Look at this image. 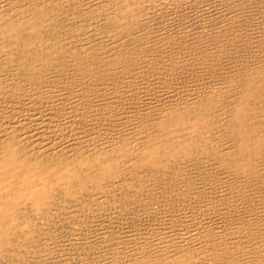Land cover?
<instances>
[{
	"label": "bare ground",
	"instance_id": "1",
	"mask_svg": "<svg viewBox=\"0 0 264 264\" xmlns=\"http://www.w3.org/2000/svg\"><path fill=\"white\" fill-rule=\"evenodd\" d=\"M221 1L225 17L209 18L214 29L198 34L173 18L144 17L143 0H115L107 15L89 19L40 7L0 15V128L8 127L0 129V262L56 233L60 214L93 217L96 200L144 193L142 176L173 178L191 207L200 198L193 197L192 172L205 164L232 180L229 194L216 200L205 175L208 224L182 207L180 226L169 232L163 219L155 230L163 236L154 242L158 255L129 253L127 263L264 264V49L250 36L244 0ZM26 114L44 118L52 136L40 128L37 140L20 134L24 123L11 122ZM85 123L94 137L119 129L103 147L85 146L89 137L70 145Z\"/></svg>",
	"mask_w": 264,
	"mask_h": 264
},
{
	"label": "rangeland",
	"instance_id": "2",
	"mask_svg": "<svg viewBox=\"0 0 264 264\" xmlns=\"http://www.w3.org/2000/svg\"><path fill=\"white\" fill-rule=\"evenodd\" d=\"M114 1L115 0H0V15L3 14L4 11H7V10L29 11V10H32L36 7H40V9H52V10L56 11L57 13L62 12L63 16L64 15L70 16V14H73L71 16H74V15L75 16L76 15L77 16H84V17L89 19V17L92 14H94V15H98V14L99 15H104V14L107 15V13H109L112 10V6L115 3ZM239 7H240L241 12L244 11V12H242V15L245 14V17L247 18V22L250 25V29L251 30L253 29L250 33L254 34L255 36L251 35V34H250V36L253 39L255 38L254 39V41L256 42L255 46H257V48L260 46V48H258V49H264V46H263L264 45V42H263L264 39L262 40V38H264V36H263L264 35V31H263V28H264V26H263L264 25V23H263L264 22V0H244L243 2L240 3ZM140 8H141V15H143L144 17H166V18L171 19V20L173 18L172 21H174L177 25L180 24V25H178L179 27L185 28L184 30H186V32H188L187 29L188 30L191 29L190 32L195 31L194 34L203 33L204 31L214 29L213 23L211 20H209V18H219L220 15L222 16L225 13V12H222L224 9V5H223L221 0H143ZM247 12L249 15L247 14ZM225 14H224V17H225ZM203 19H204V21H203ZM206 19H207V21L209 20L208 23H207ZM177 21H179L180 23ZM202 23L205 24V27ZM257 23H259L260 25L263 24L261 29H258V28H260V25H258ZM255 27H257V28H255ZM166 30H167V28L164 31H166ZM255 30L258 32V34L261 33L262 35L261 34L260 35L262 37H260V35H257V32ZM258 37H260L261 39ZM256 38L260 39L262 42L260 40H258V41H260V44H258L259 42H257ZM0 114H1V112H0ZM0 119H2L1 116H0ZM15 119H16V121L12 120L11 124H15L16 127L19 126L20 121H22V123H24V124H22V126H24V125L25 126L23 127V130H21L22 133H20V134H23L24 137H27L26 136L27 134L29 135V137H31V135H33V137H35V140H37L36 135L41 130L42 131L40 133L45 132V133H48L49 135L52 136V131L49 127V124H46L44 118H42V122H44V124H42V122L39 123L38 117L35 118L36 119L35 120V119H32V117H30L27 114L26 115H17V116H15ZM32 120H33V122L34 121L36 123L38 122L37 124H39V125L35 126L36 123L35 122L32 123ZM1 122L2 121L0 120V125H1ZM26 125H28V126H26ZM30 125H31V127H29ZM41 125L43 127H41ZM37 126H38V128H37ZM2 127L3 126H1V128H0L1 130L3 129L2 132L4 130H6L5 128L8 129L7 126L5 128H2ZM47 127H49V128H47ZM27 128H29V130ZM39 128L41 130H38ZM84 128H86V130ZM111 128H112V130L109 129L110 134H112V132L113 133L116 132L119 129V125L115 126V127H111ZM114 128H118V129L114 130ZM31 129L33 131H35L36 134H35V132L31 133L32 132ZM35 129H37V130H35ZM48 130H50V131H48ZM101 130L98 132V135H95V137H94V135H92V133L95 132L96 129H93L90 125L88 126V124L85 123L83 125V131H81V132H83V133H81L82 135L77 134L76 136L77 137L80 136L79 138H77L76 136H75L76 138L75 137H69L70 138V139L68 138L69 144L74 143V145H78V144L82 143V141L85 139V137L87 139L89 137L88 140L85 139L83 141V142H85V146L87 144H90L91 147L92 146L94 147V145L97 144L98 146L103 147L105 144H109L110 143L109 141H112V140L109 137L110 136L109 132H108V136L106 135L107 138L106 137L102 138L101 136H99ZM103 130L104 131H102V134H101L102 136H103V132H105V129H103ZM0 136H1V134H0ZM33 137L30 139H33ZM82 137H84V138H82ZM71 138L72 139L74 138V140L72 141ZM66 139H67V137H66ZM60 142L64 143L65 145L68 144V143H65L64 141H60ZM99 144H103V145H99ZM199 167L200 168H197L198 171L192 172V173H195L196 176L191 179L190 184L194 183L193 186H196V184H197L196 188L198 190V194L193 195V197H197V198L200 197V198L198 199V201L191 202L193 205L192 206L190 204L191 207H187V205H186L187 203L185 201H183V198H181V196H179V193L181 191L180 190L175 191V190H177V189H175L176 188L175 187L176 180H172L173 178H167V177L161 176V175H157V176H149L148 175L149 177L142 176L138 179L139 185L137 187H139L143 191H145L144 193L141 194V192L137 191V195H136L135 190L134 191L133 190L128 191V193L125 195L126 197H121L117 203H114L113 201L107 200V199L96 200V201H94V203H96V204H93V208H92V212H93V215L95 217L94 216L91 217L92 215L88 216V213H83L82 215L78 216L76 214V211L75 212L69 211L67 213L60 214V216H59L60 217V221H59L60 226H59V228L56 227V233L53 231V233L50 234L51 236L48 234L46 236H43V239H41V241L37 245L28 249L29 255L27 252L28 250L26 249L27 250L26 251L25 249H23L22 251H20L17 254L6 256L5 257L6 260L3 259L2 260L3 262L2 261L1 262H2V264L3 263L7 264L9 261H10V264H24V263L25 264H92V263L93 264H95V263L96 264H98V263L99 264H106V263L107 264H118V262H119V264H123V263L128 264L127 262L129 260V257L133 254L137 255L139 253V255H140V253L141 254L145 253V254H147L146 256H154L155 257L156 253H157L156 255H158V249H157L158 244H154V242L159 237H163V236H161L162 234H159L160 236L157 235V233H156L157 231H155V230L159 229V227L161 226V223L163 222V219L167 220L164 222H167L169 225H171V227L170 226L168 227L169 232L172 231V229L175 230L177 228L176 226H180L181 221H179L180 218L178 216L181 215V208L182 207L183 208L187 207L188 209L193 210V211H189V214H188L190 216V212H193V218H194L193 220H197L196 217H194L195 215H197V218H199L203 214L202 216H204V217L202 220V225L208 224L211 216L209 215V211H207V210L209 208L208 204L210 203L211 198H204V197H202V194H201L204 191L205 182H208L206 180L207 177L210 176L207 179L208 180L210 179V181H212V182L209 181L207 183V185L210 188H212V189H209V191L214 190V193L217 192L216 200H221L224 198L223 195L229 194L227 192V190L229 191L230 185H232L231 179H229V181H228V179L225 180L224 178H222L225 176L222 175V177H221V176H219V174L215 175L214 174L215 172H212V171H208L209 172L208 173L207 171L204 170L207 167L205 164H204V166L201 165ZM199 172L201 175L199 174ZM210 173H212V174H210ZM205 175H206V178H205ZM198 176L200 177V179L201 178H203V179H201V180L198 179L199 178ZM203 180H205V181H203ZM197 181L199 184L197 183ZM216 181H217V183H216ZM148 182L149 183L151 182V184H149ZM152 182H153V184H152ZM158 182H159V185H158ZM161 185H162L163 189L161 188ZM151 186H153V187L150 188ZM172 190L174 191V193H172L173 192ZM169 191H170V193H169ZM165 192H167V193H165ZM153 197H155V199ZM230 197H231V194H230ZM180 200H182V201H180ZM99 201H100V203H99ZM230 201H231V198H230ZM176 202H177V205H176ZM114 204H116V205H114ZM174 204H175V206H174ZM96 205H98V207ZM107 205H108L109 209H108ZM188 205H189V203H188ZM245 205H248V204H245ZM199 206H204L203 211L199 210V208H198ZM170 207L173 209V212H172ZM234 207L237 208V205ZM176 208L179 209L178 213H174L175 211H177ZM123 210H125L126 212ZM131 210L133 212H135V211H139V212H135L133 214V212ZM162 210H163V212H162ZM195 210H197V211H195ZM115 212H117V213H115ZM186 212H188V211L184 210L183 215ZM109 213H111V214H109ZM102 214H103V216H102ZM118 214H120L123 217H120V215H118ZM130 214H131V216H130ZM96 215L99 216L100 218L99 217L96 218ZM110 215H112V216H110ZM106 216H108V217H106ZM170 216H171V218H170ZM110 217H111V219H109ZM153 217H154V221H153ZM94 218H96V219H94ZM155 218H158V219H155ZM155 220H156V222H155ZM151 221H153V222H151ZM159 221H160V223H159ZM168 221H170V222L173 221V222L170 223ZM174 221H176V222H174ZM150 222L154 225V227H152L153 225ZM136 223H137V225H136ZM138 224H139V226L140 225L141 226L139 227ZM119 227H120V229H118ZM147 227H149V228L152 227L153 229L150 231ZM140 228H142V230ZM145 229L147 232L145 231ZM80 231H81V233H80ZM115 232H116V235H115ZM153 232H155L156 234ZM147 233L148 234L150 233V236L152 238ZM153 234H154V236H153ZM163 234L166 235V233H163ZM155 235H157V236H155ZM50 237H52V238H50ZM53 237H54V240H53ZM48 239H50L49 240L50 243L48 242ZM140 239H142L143 241L141 240V242H140ZM43 240H46V241L44 242ZM116 240L118 241L117 243H116ZM130 240H131V242H130ZM40 243H42V245ZM133 243H134V246H133ZM139 243H140V245H139ZM136 244H137V246H136ZM40 245H41V247H40ZM81 245H83V246H81ZM104 246H105V248H104ZM34 247H37V248H34ZM48 247L50 248V250L48 249ZM90 247H92L94 249H92V248L90 249ZM109 247H110V249H109ZM102 248L105 249L107 256L103 255L105 251ZM121 248H123V249H121ZM33 249H35V251H37V250L38 251L33 252ZM114 249H116V250H114ZM124 249H126V250H124ZM148 249L150 252L148 251ZM115 251H116V254H114ZM124 251L127 254L126 253L124 254ZM31 252H33V255ZM90 252H91L92 256L88 255V253H90ZM100 253H101V256H100ZM159 254H160V252H159ZM109 255H111V256H109ZM126 255H129V256H126ZM12 256H13V258H12ZM96 256H97V258H96ZM162 256H164V255H162ZM7 257H8V260H7ZM99 257L103 258L102 260H100L101 263L98 260ZM120 258H121V260H120ZM12 259L15 260L14 261L15 263L13 262ZM105 259H107V260H105ZM126 259H127V261L125 263L124 261ZM16 260H17V262H16ZM18 260H19V262H18ZM86 260L87 261L89 260V261L87 262ZM1 262H0V264H1Z\"/></svg>",
	"mask_w": 264,
	"mask_h": 264
}]
</instances>
